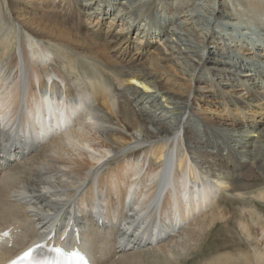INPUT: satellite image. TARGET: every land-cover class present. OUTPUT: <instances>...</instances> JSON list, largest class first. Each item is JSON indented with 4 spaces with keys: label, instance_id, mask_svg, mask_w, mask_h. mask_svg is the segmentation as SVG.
Masks as SVG:
<instances>
[{
    "label": "bare ground",
    "instance_id": "obj_1",
    "mask_svg": "<svg viewBox=\"0 0 264 264\" xmlns=\"http://www.w3.org/2000/svg\"><path fill=\"white\" fill-rule=\"evenodd\" d=\"M4 1L17 33L0 36V264L40 243L78 248L90 264H136L141 252L164 248L211 208L221 191L238 193L241 181L264 177V155L253 145L264 142V83L257 86L247 70L237 74L244 65L233 66L232 55L201 54L206 44L220 45L216 18L236 27L255 23L241 5L214 0L217 17L215 2L209 10L202 4L215 18L194 35L202 51L165 27L127 25L120 8H103L101 0ZM126 1L129 14L136 0ZM162 1L142 0V13L154 17L167 6ZM252 7L248 2L247 13ZM71 51L93 68L112 65L128 85L110 88L100 73L99 86L89 77L72 81L71 65L69 76L56 67L67 69ZM157 93L164 96L157 100ZM175 109L180 117L172 120ZM211 128L237 129L245 146Z\"/></svg>",
    "mask_w": 264,
    "mask_h": 264
},
{
    "label": "rangeland",
    "instance_id": "obj_2",
    "mask_svg": "<svg viewBox=\"0 0 264 264\" xmlns=\"http://www.w3.org/2000/svg\"><path fill=\"white\" fill-rule=\"evenodd\" d=\"M0 1V36H3L4 34H10L9 30H11L12 33H17V26L11 19L5 1ZM116 2H118L117 4L120 3V5L117 7L114 5ZM214 2V0H167V6H159L160 12H155L154 17H150L149 15H144L142 13L144 11L142 8V0H136V3H134V6H132L135 8L132 10L129 8V14H127V10L124 11V9L121 7L124 4L129 5L126 0H101V6H103V8L108 7L111 10H115V12L117 11V8H120L127 25L128 23L131 25L135 22V24H141V28H145L149 31L152 30L151 32H159L165 27L169 29L172 39L175 41H179L180 39V41L186 45H191L189 47L198 50L203 46L200 45V40H198L194 35H196V30L205 32L207 29V21L209 22L211 20L213 25V21H215L214 15L207 10H209V8L214 5ZM248 2H253V11H249L247 13L246 10L248 8H245ZM65 3H69V0ZM74 3L75 2H72L70 4ZM203 3L207 5V10L203 7ZM215 3L217 4V16L220 11V6L218 5V1ZM235 3L242 6L244 19L251 20L254 19L253 17H255V23L250 25V27L249 25H242V27H240V25L236 27L238 22L235 20H217L216 18L215 24L217 26L216 31L218 32L216 35L218 36V42L220 45L218 43V47L213 43L206 44V48H208V50L203 51L202 48L201 50L203 52L201 54H205V58H208L210 53H214L215 57L220 60L223 58L227 59L228 55H232L230 57V61L233 62V66L240 65L241 63L244 65V67L240 65L241 67L239 68L241 69L237 70V74L242 70L249 71V73L254 74L257 78L256 82L258 86V82L264 83V18L262 20L263 22H258L256 20H258L257 16H259L260 13H264V0H231L232 5H235ZM159 4H163V1L159 0L158 5ZM182 16H185V18H188L189 20L188 24L186 23L183 26L180 24L185 20ZM239 21L242 22V18ZM107 22L111 21L108 20ZM6 23L8 24L5 25ZM123 25L126 26V24L119 22L120 27ZM227 26L229 29H232H226ZM174 29L177 33H180L175 35L173 33ZM16 40L17 41H15L14 44L18 43V39ZM199 45L201 47H199ZM242 47L250 48V53L243 54L240 52L239 50ZM13 48L14 45L12 49ZM67 56L69 59L64 57L65 60L69 61V64L66 66L67 69H63L60 62L56 67H58V69L60 68L59 71L62 72L64 76H69L67 73L69 65H71L72 68L75 69V71H72L70 74L72 77L69 76L72 81H76L78 79L82 80V77H89L93 82H96L97 86H99L101 82L99 80L95 81L94 78L97 77V73H100L103 75V79L107 83L106 85H108L110 88H124L125 85H128L126 81L123 82L124 80L120 73L119 75L112 74L114 72L116 73L118 70L112 65L101 62V64L98 65V68H93L90 64L91 60L88 61L84 59L74 51L69 52ZM9 58H11V56ZM185 64L182 66L183 69L186 72H191L192 68L190 65L187 64L186 66ZM116 76L117 78H115ZM133 84L135 85L136 82ZM136 85L139 88H143L142 85ZM151 91L152 90H150V92ZM245 93H247V91ZM159 96L161 97L164 95L159 93L156 98L157 100L160 98ZM166 99L167 96L163 97L161 101L159 100V102L162 103ZM165 105L169 107L171 106L166 103ZM175 112H177V114ZM179 113L180 110L175 109L171 110L169 115L172 117V120H175L178 118L177 116L180 117ZM192 120L193 121L191 122L192 124L194 122V128H199L201 125L199 120H196V118H192ZM212 130L213 132L219 133V136L222 137L223 140L225 138L229 142L232 141L229 143L232 146L238 144L240 141L242 142L244 139L241 137L242 134L238 132L237 129L235 132H232V134L230 131H224V128L219 129L218 132L214 128ZM234 140L238 141V143L234 142ZM253 145H257V149L260 148L259 150L264 155V142ZM244 146V143H239L238 145L239 148H243ZM180 149L183 150L182 146H180ZM252 165L255 166V162H253ZM247 180V182L241 181L246 183V186L242 187L243 189L239 190L238 193L221 191L219 195L220 197L218 196L219 199L216 201V203L207 211L203 212L201 216H197L194 220L195 222L193 221L189 226H187L188 230L185 228L184 230L176 232L165 244L164 248H162L161 246L163 245H161L160 247H155L149 251L147 250L145 252H141L139 255V260L136 264H212L213 261H216L220 258L223 260L221 264H264V202L262 198L264 194V177H262V175L260 177H249ZM189 221L190 220H188V222ZM19 224H21V222ZM156 250H159L160 253H158ZM165 250H168V252ZM148 252L149 254H146Z\"/></svg>",
    "mask_w": 264,
    "mask_h": 264
},
{
    "label": "snow or ice",
    "instance_id": "obj_3",
    "mask_svg": "<svg viewBox=\"0 0 264 264\" xmlns=\"http://www.w3.org/2000/svg\"><path fill=\"white\" fill-rule=\"evenodd\" d=\"M134 83H135V81H134Z\"/></svg>",
    "mask_w": 264,
    "mask_h": 264
}]
</instances>
